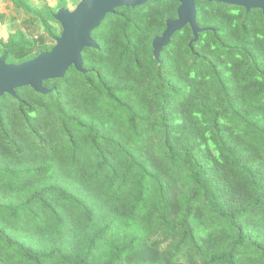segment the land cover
<instances>
[{
    "label": "trees",
    "instance_id": "16d2710c",
    "mask_svg": "<svg viewBox=\"0 0 264 264\" xmlns=\"http://www.w3.org/2000/svg\"><path fill=\"white\" fill-rule=\"evenodd\" d=\"M178 6L115 9L85 73L0 98V264H264V17L195 0L197 42L186 26L155 61ZM54 45L16 31L0 52Z\"/></svg>",
    "mask_w": 264,
    "mask_h": 264
},
{
    "label": "water",
    "instance_id": "95a60500",
    "mask_svg": "<svg viewBox=\"0 0 264 264\" xmlns=\"http://www.w3.org/2000/svg\"><path fill=\"white\" fill-rule=\"evenodd\" d=\"M160 0H79L73 11L60 8L53 19L61 27V34L55 40V45L46 53L19 65L8 64L6 54L0 58V98L3 95L16 97L15 90L30 87L36 93L46 95L52 90L45 89L43 82L62 79L68 69L73 67L79 73L83 70L81 54L84 49H95L96 44L90 37L107 15L114 13L120 7L135 8L147 2ZM176 19L166 21V27L161 36L152 41L153 58L158 61L163 48L170 44L172 36L184 27H190L193 39L189 45L197 42L203 29L196 24L195 0H177ZM209 3H221L241 7L249 12L260 10L264 17V0H200Z\"/></svg>",
    "mask_w": 264,
    "mask_h": 264
},
{
    "label": "rangeland",
    "instance_id": "374dc122",
    "mask_svg": "<svg viewBox=\"0 0 264 264\" xmlns=\"http://www.w3.org/2000/svg\"><path fill=\"white\" fill-rule=\"evenodd\" d=\"M29 2L39 11H43L45 7H48L55 14L60 8L73 11L79 0H29ZM0 14L2 15L0 21V39H6L8 35L21 31L32 39H43L47 45L55 44V40L48 36L40 22L21 9L16 8L11 0H0ZM50 26L52 34L59 37L61 34L60 25L57 22H51Z\"/></svg>",
    "mask_w": 264,
    "mask_h": 264
}]
</instances>
